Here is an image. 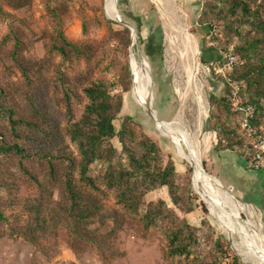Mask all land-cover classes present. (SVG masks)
Listing matches in <instances>:
<instances>
[{"label": "rangeland", "instance_id": "obj_1", "mask_svg": "<svg viewBox=\"0 0 264 264\" xmlns=\"http://www.w3.org/2000/svg\"><path fill=\"white\" fill-rule=\"evenodd\" d=\"M128 1L125 5L127 0H118L117 7L114 0V7L117 16L120 12L137 31V42L132 44L131 36L130 46L110 31L109 21L114 22L111 25L115 31L122 26L109 15L107 0L64 1L63 31L80 48L79 53H71L68 61L52 46L56 24L47 12L48 0H29L25 6L0 0V264H193L196 253L189 257L168 255L165 229L181 219L198 229L195 248L205 261L218 257L219 264H232L236 255L242 264H257L245 261L239 254L223 230L220 216L195 190L193 166L136 102L132 88L130 65L134 51L140 54L158 118L168 120L159 124L175 123L193 134L206 170L237 195L238 180L222 165L230 161V153L220 157L221 164L216 162L217 136L208 126L212 112L217 111L210 97L223 96L225 92V78L216 74L214 67L219 65L220 51L233 47L221 46L226 41L228 21L210 18L202 23L201 0L194 4L177 0L179 11L172 21L168 12L152 8L149 0ZM240 28L244 34L250 30L246 24ZM209 46L215 50L207 51ZM99 80L110 83L111 93L122 97V109L115 120L117 130L126 116H132L138 136L146 134L159 145L162 165L174 166L180 202L173 201L167 186L149 190L143 198L141 211L159 202L170 211L155 226L146 227L141 213L118 204L114 192L101 182V190L90 188L80 180L77 165L71 168L80 159V152L69 132L65 93H70L78 120L88 102L84 88ZM8 110H13V119L20 121L18 137L12 132ZM112 143L116 150L111 162L116 167H126L118 139ZM11 144L20 145L25 154L2 149ZM238 155L236 159L245 158ZM107 164L97 160L91 175H100ZM51 167L55 175L50 181ZM25 169L40 183L32 180ZM68 172L78 191L89 196L82 201L89 203L86 206L93 211L90 218L81 219V211L72 210L65 184ZM228 178L235 184L234 189ZM223 190L235 197L230 190ZM232 215L234 240L251 246V236L243 226V222L250 224L247 213L236 209ZM260 229L264 231L263 225ZM217 238L224 253L214 243Z\"/></svg>", "mask_w": 264, "mask_h": 264}, {"label": "trees", "instance_id": "obj_2", "mask_svg": "<svg viewBox=\"0 0 264 264\" xmlns=\"http://www.w3.org/2000/svg\"><path fill=\"white\" fill-rule=\"evenodd\" d=\"M18 6H25L29 0H9ZM66 0H48L47 12L55 19L56 36L52 44L65 60H70L73 52L79 53L77 44L69 41L63 31L61 8H64ZM203 7L200 14L202 23L211 19L227 20L225 31L226 41L221 46L232 44L238 58V64L230 73V76L244 83L243 95L247 103L256 106V127L264 126V0H201ZM211 18V19H210ZM110 31L125 45L131 44V31L124 25L121 30L115 31L109 21ZM237 23L238 26H234ZM250 27L249 32L241 31L242 25ZM220 42L221 38L217 37ZM207 51L215 50L213 46L206 47ZM242 61V62H241ZM129 72V65L127 64ZM25 69V68H24ZM26 71L24 70V74ZM224 78V77H223ZM225 92L223 96L211 95L210 102L217 108L209 119V128L217 136L216 149L219 151H232L250 160L252 149L250 140L235 121V112L230 106V88L224 80ZM111 85L107 81L99 80L91 82L84 88L88 102L80 119L76 120L70 93H65L64 102L66 114L69 117V132L71 139L78 145L80 159L71 168L77 165L80 180L94 190H101L98 182H101L109 190L113 191L117 203L133 213H141L146 227L155 226L165 217L168 209L163 202L148 204L144 211V195L147 191L158 186H167L171 198L175 203L180 202L175 179L173 165L163 166L159 155V145L146 134L138 136L132 116H126L120 128L117 130L115 120L122 109V97L111 93ZM12 132L18 137L16 128L19 120L13 119L14 111L8 110ZM114 138L121 145L120 156L126 162L116 167L111 159L116 150L112 143ZM18 154H25V150L18 144L2 146ZM138 151V152H137ZM99 159L107 161V166L100 175L92 176V165ZM69 160H71L69 158ZM25 173L36 183L40 180L25 169ZM55 175L53 167L49 170V180ZM51 183V182H50ZM65 184L72 200V210L81 211V219L90 218L93 211L87 208L89 203L82 200L88 195L78 191L74 186L71 173L68 172ZM43 196V194H42ZM45 198V197H43ZM85 205V208H82ZM0 211V218H2ZM208 227L211 229L210 225ZM168 237V255L170 257H189L196 253L193 264H219V258L207 262L202 253H197L198 229L190 225L185 219L165 229ZM214 243L218 245L221 253L224 247L217 238ZM232 264H242L234 255Z\"/></svg>", "mask_w": 264, "mask_h": 264}, {"label": "bare ground", "instance_id": "obj_3", "mask_svg": "<svg viewBox=\"0 0 264 264\" xmlns=\"http://www.w3.org/2000/svg\"><path fill=\"white\" fill-rule=\"evenodd\" d=\"M107 8L109 15L114 19L117 18V12L114 7V0H107ZM109 17V16H108ZM110 18V17H109ZM135 43L137 38H135ZM131 69L135 76V84L133 86V95L136 102L142 106H148L149 102H152L151 88L148 82L146 71L141 65V58L139 52L132 51L131 53ZM178 116L176 120H178ZM157 127L169 138L181 150L184 157L190 162L194 168L193 185L195 190L202 196V198L208 202L210 208L217 213L222 221V227L229 239L235 245L237 251L242 258L247 262H254L257 264H264V231L260 229L262 223L260 219L255 216V211L252 205H246L237 201L235 197L225 193L206 173L203 168L201 150L199 143L195 141L193 134L184 130L175 123H169L168 126H162L157 122ZM221 189V190H220ZM225 191V190H223ZM228 192V193H227ZM241 209L244 210L249 219L250 224L243 222V226L249 232L252 243L251 246L239 243L234 240L231 224H232V210ZM264 229V228H263Z\"/></svg>", "mask_w": 264, "mask_h": 264}, {"label": "built area", "instance_id": "obj_4", "mask_svg": "<svg viewBox=\"0 0 264 264\" xmlns=\"http://www.w3.org/2000/svg\"><path fill=\"white\" fill-rule=\"evenodd\" d=\"M221 59L218 67H214L216 74L225 78L230 88V106L235 112L236 119L241 129L250 140L252 156L248 161L249 166L256 170H264V126L256 127V106L245 101L243 95V83L236 81L230 73L238 64V57L233 47L220 51Z\"/></svg>", "mask_w": 264, "mask_h": 264}, {"label": "crops", "instance_id": "obj_5", "mask_svg": "<svg viewBox=\"0 0 264 264\" xmlns=\"http://www.w3.org/2000/svg\"><path fill=\"white\" fill-rule=\"evenodd\" d=\"M149 2L152 5V8L156 9L157 11L168 12V19H170V21L174 20L171 19V17L175 16L174 13L179 11V4L177 0H149ZM189 2L190 4H194L195 2L198 3L197 0H189ZM128 3L129 1L127 0L125 5ZM194 9L196 12L197 6ZM182 12H184V17H188L185 11ZM214 137V133L210 131V138L214 140ZM224 153H230V161H223L224 164L222 165L228 168L232 176L238 180V184H236L238 188L237 196L243 201L250 203L257 209L264 228V170L256 171L252 169L249 166L248 160H246V158L236 159V156L238 155L236 152L215 151L216 157L218 159L216 161L217 163H222L220 162V157L222 158ZM227 182L231 187H233V189L236 187L235 184H233L231 178H228Z\"/></svg>", "mask_w": 264, "mask_h": 264}, {"label": "water", "instance_id": "obj_6", "mask_svg": "<svg viewBox=\"0 0 264 264\" xmlns=\"http://www.w3.org/2000/svg\"><path fill=\"white\" fill-rule=\"evenodd\" d=\"M117 7H118V0H117ZM118 11H119V9H118ZM114 20H116L117 22H119V23H121L122 25L126 26V27L131 31L132 44H134V43H135V41H134L135 38L138 39V34H137V31H136L135 27H134L129 21H127L126 19H124V18L122 17V15L120 14V12L118 13L117 18L114 19ZM130 67H131V65H130ZM131 72H132V76H133V86H134V84H135V76H134V73H133V70H132V69H131ZM152 77H153V76H152ZM132 88H133V87H132ZM152 93H153V85H152ZM153 100H154V93H153ZM143 108H144L145 111L148 113V115H149V116L155 121V124H156L157 122H159V123H163V122L168 121V120H164V119H159V118H158L157 110L154 108L153 103H152L151 101L149 102L148 106H145V107H143ZM203 168H204V170L206 171V173H207L210 177H213L214 179H216V180L218 181V183L220 184L221 187H223L225 190H230V191L232 192V190L230 189V187L226 188V187L222 184V182L220 181V179H219L218 177H216V176L210 174V173L206 170V168L204 167V164H203ZM232 194H234V196H235L238 200H240V201H242V202H244V203H246V204H250V203H248V202L243 201V200H242L240 197H238L235 193L232 192ZM250 205H251V204H250Z\"/></svg>", "mask_w": 264, "mask_h": 264}]
</instances>
